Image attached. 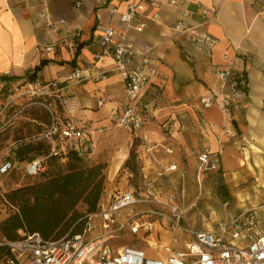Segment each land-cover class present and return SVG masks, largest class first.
Masks as SVG:
<instances>
[{
    "label": "crops",
    "instance_id": "1",
    "mask_svg": "<svg viewBox=\"0 0 264 264\" xmlns=\"http://www.w3.org/2000/svg\"><path fill=\"white\" fill-rule=\"evenodd\" d=\"M128 1L0 0V107L6 85L17 83L41 60L43 64L36 71L44 80L64 81L76 67L104 73L100 78L65 81L62 90L74 99L73 117L92 130L88 135L92 150L85 159L107 163L103 201L130 184L133 174L123 164L133 139L139 141L130 130L112 124L113 115L124 102L123 81L117 71L109 70L110 57L94 59L102 29L122 25L119 15ZM153 1L146 3L126 30V41L134 50L147 52L152 67L143 93L150 111L139 134L157 146L139 163L142 180L154 179L160 193H171L179 202L181 196L191 201L204 195L206 201L215 203L210 212L218 216L216 220L264 203V13L258 12L254 0ZM113 6L116 12L110 11ZM203 7L218 9L214 17L197 27L215 40L205 47L207 51L174 28L178 20L197 25ZM43 9L54 18L65 19L66 24L44 27L38 18ZM140 21L145 26L137 30L135 25ZM75 31H79L78 36L73 35ZM48 43H54V49L42 50ZM227 67L245 77L247 96L240 107L225 113L220 102L204 106L199 99L222 91L216 70ZM227 129L230 134L225 133ZM205 147L219 157L220 163L217 168L199 172L196 153ZM159 164H174L175 168L158 177ZM219 199L228 204L221 206ZM215 222H203L204 227L198 230L213 228ZM164 233L170 241L176 237V232L154 221L149 239L161 243Z\"/></svg>",
    "mask_w": 264,
    "mask_h": 264
},
{
    "label": "built area",
    "instance_id": "2",
    "mask_svg": "<svg viewBox=\"0 0 264 264\" xmlns=\"http://www.w3.org/2000/svg\"><path fill=\"white\" fill-rule=\"evenodd\" d=\"M107 0H101L105 3ZM174 1V0H172ZM258 4V12L264 13V0H254ZM46 2V0H42ZM146 3L153 0H129L126 8L120 13V27L107 26L99 37V50L94 53L97 60L108 56L112 60L109 70L117 71L123 81L124 102L113 115L112 124L130 130L139 138L136 149L137 162L148 154L156 144L146 141L139 133L142 131L150 105L143 101V93L150 79L152 67L147 52H138L126 41V30L132 26L133 20L145 8ZM111 12H116L115 6ZM218 9L200 10L202 20L197 25H187L178 20L174 28L187 33L189 39L200 49L214 43V39L197 27L205 24L217 14ZM46 28L65 25L63 18H54L47 9L38 13ZM145 23L140 21L135 27L142 30ZM79 35V31L73 33ZM54 49V43H48L42 50ZM208 49V48H207ZM207 49L205 51H207ZM190 58L192 53H188ZM226 58L227 55H224ZM87 72V73H86ZM9 72L5 73L8 75ZM104 73H93L90 67L74 68L61 79H42L35 69L23 75L14 85H6L4 100L0 114L13 108L21 99L26 103L42 105L49 116L44 129L26 142L42 140L49 144L51 154H64L66 147L73 146L79 155H87L92 150L88 135L92 132L89 126L73 117L75 102L65 95L63 82H79L86 78H100ZM216 75L221 81L222 91L214 97L202 96L199 101L204 106L220 102L225 113L230 108H238L247 96L245 77L232 69L218 68ZM101 103V100L99 101ZM24 105L20 106L19 112ZM264 108V102H262ZM230 134V130H225ZM143 140V141H142ZM21 144V143H18ZM17 144V145H18ZM16 145V146H17ZM171 151L170 148H165ZM192 153H195L192 151ZM44 157L36 156L25 163V174L36 175L45 168ZM198 171L219 166V157L205 147L196 153ZM17 161L10 155H0V175L16 168ZM175 168L174 164H159L156 176H167ZM225 200L223 205L226 206ZM154 221H159L171 232L183 230L191 238L185 241L183 248H174L177 238L171 237V244L162 245L155 241L156 248L162 247L165 256H152L143 248L133 244H122L112 247L107 238L118 232L130 230L132 233L142 231L147 238L154 232ZM10 247L13 256L0 264H264V203L238 211L226 218L218 219L210 229L195 230L185 218V208L171 193L161 194L155 186L154 179L142 177L137 188L129 187L118 190L103 201L97 209L86 214L81 232L65 234L55 240L43 239L38 233H28L16 240L0 242Z\"/></svg>",
    "mask_w": 264,
    "mask_h": 264
},
{
    "label": "trees",
    "instance_id": "3",
    "mask_svg": "<svg viewBox=\"0 0 264 264\" xmlns=\"http://www.w3.org/2000/svg\"><path fill=\"white\" fill-rule=\"evenodd\" d=\"M43 60L35 66L40 69ZM135 137L123 166L140 179ZM18 161H28L40 154L47 157V170L33 180L2 194L12 208L0 219V242L16 240L28 233L55 240L65 234L81 232L86 214L97 209L105 184L106 161L89 163L76 147H66L64 154H51L42 140L24 142L15 148ZM29 175V176H36ZM9 246L0 244V261L12 257Z\"/></svg>",
    "mask_w": 264,
    "mask_h": 264
},
{
    "label": "rangeland",
    "instance_id": "4",
    "mask_svg": "<svg viewBox=\"0 0 264 264\" xmlns=\"http://www.w3.org/2000/svg\"><path fill=\"white\" fill-rule=\"evenodd\" d=\"M26 102L27 100L21 99L16 105H14L13 108L0 114V155H10L17 161L16 168L12 169L7 174L0 175V219L8 215L12 210L11 206L2 199V194L12 187L33 180L39 176H29L25 174L26 161H18L14 152L15 148L20 145L18 143L22 144L26 142L27 139L32 138L37 133L42 131L49 119L48 113L42 105ZM21 105L24 106L19 112H17ZM38 156L44 157L45 155L40 154ZM44 161L45 168L43 171H46L48 169L47 157L44 158ZM136 180L137 178L132 175L129 178L130 184L126 185L127 188L134 187L136 189ZM164 194H166V192ZM180 199L185 208V218L188 223H192L193 229L198 230L203 228L204 224L212 225L218 218V216H215L214 213L210 212L211 209L215 207V203L213 201H206L204 195L198 196L197 199H193L191 201H186L184 197L182 198V196ZM223 202L224 199H219L221 206ZM208 206L210 208H208ZM223 215L224 214L221 216ZM193 220L197 222L193 223ZM175 234L177 242L173 243V247L183 248L184 242L187 238H189V235L183 230H179ZM168 238L169 235L164 233L161 241L162 245L171 244V241L168 240ZM107 242L112 247L120 246L122 244H133L138 247L144 246L147 253L152 256H161L166 253L162 247L156 248L154 244L155 241L150 240L146 235H143L142 231H139L138 233H132L130 230L120 231L115 236L110 238L108 237Z\"/></svg>",
    "mask_w": 264,
    "mask_h": 264
}]
</instances>
